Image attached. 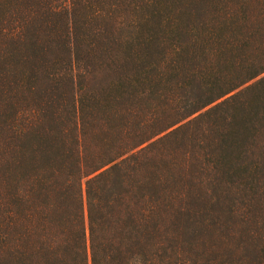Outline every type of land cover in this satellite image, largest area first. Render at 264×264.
Instances as JSON below:
<instances>
[{
    "label": "trees",
    "instance_id": "16d2710c",
    "mask_svg": "<svg viewBox=\"0 0 264 264\" xmlns=\"http://www.w3.org/2000/svg\"><path fill=\"white\" fill-rule=\"evenodd\" d=\"M0 264H264V0H0Z\"/></svg>",
    "mask_w": 264,
    "mask_h": 264
}]
</instances>
